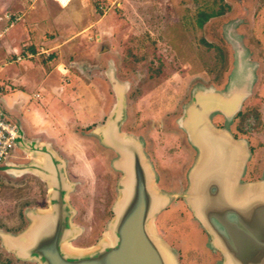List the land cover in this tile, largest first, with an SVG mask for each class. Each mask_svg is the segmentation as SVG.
<instances>
[{"label": "rangeland", "instance_id": "1", "mask_svg": "<svg viewBox=\"0 0 264 264\" xmlns=\"http://www.w3.org/2000/svg\"><path fill=\"white\" fill-rule=\"evenodd\" d=\"M76 1L59 9L58 14L70 19ZM117 1L120 5L106 2L103 10L94 3L89 11L93 19L104 13L96 29L108 32L97 49L107 47L106 57L115 60L116 75L129 83L122 130L132 129L133 136L144 142L155 173V187L169 196L168 203L154 217L153 231L178 264H220L219 251L209 246L206 232L181 198L194 150L176 119L194 85L223 88L237 52L244 54L252 64L254 78L251 92L238 112H252L256 120L251 131L235 137H244L251 150L243 179L263 176L264 0ZM20 23L0 38V44L6 36L18 37ZM72 28H77L76 24L72 23ZM14 55L7 62L2 59L0 48V106L4 117L14 122L13 115H20L31 127L29 135L51 137L56 150L69 162L66 172L73 183L70 203L75 209L71 222L77 231L67 244L72 249H86L105 233L117 194V170L101 165L100 143L87 133L109 111L113 93L109 85L103 86L97 76L90 74L86 79L89 88L74 90L69 99L71 83L62 82L59 71H49L48 63L37 62L39 57L21 55L20 60H14ZM74 58L88 60L81 62L84 71L100 64L97 56L90 59V55L80 54ZM63 61L67 63L65 57ZM28 63L37 67L23 75ZM74 69L71 67L68 78L74 74L82 76ZM47 72L50 87L47 85L40 93L42 99L32 97L37 82ZM21 77L26 81H20ZM47 94L51 96L49 102L44 100ZM62 109L66 115L58 112ZM236 114L229 123L232 132ZM213 121L217 126L224 122L218 114ZM9 157H19L15 146ZM42 193L44 187L39 180L5 172L0 165V231L19 230L24 224L20 217L22 201H32Z\"/></svg>", "mask_w": 264, "mask_h": 264}, {"label": "water", "instance_id": "2", "mask_svg": "<svg viewBox=\"0 0 264 264\" xmlns=\"http://www.w3.org/2000/svg\"><path fill=\"white\" fill-rule=\"evenodd\" d=\"M105 76L113 102L103 122L87 131L117 154L111 166L121 173L105 233L86 249L67 244L77 229L70 222L66 196L73 183L65 159L50 143L29 141L18 128L15 146L28 160L8 159L2 166L8 173L30 172L43 181L49 206L27 210V226L17 234L0 231L1 243L16 256L39 264H178L152 226L169 196L156 189L140 140L120 129L126 117L127 83L117 79L112 68ZM253 78L252 64L237 52L224 87L194 85L176 119L194 150L181 198L206 232L209 246L219 251L220 264H264V172L259 178L243 179L251 150L229 126L250 94ZM216 114L223 117L221 126L213 121Z\"/></svg>", "mask_w": 264, "mask_h": 264}, {"label": "crops", "instance_id": "3", "mask_svg": "<svg viewBox=\"0 0 264 264\" xmlns=\"http://www.w3.org/2000/svg\"><path fill=\"white\" fill-rule=\"evenodd\" d=\"M72 1L73 0H70L67 5L63 6L56 0H36L35 2L34 0H0V12L3 11V14L0 16V38H3L4 34L12 30L11 28L14 27L18 21L21 22L18 25L19 29L17 38H10L9 35L1 41L0 48L2 59H5V61L8 62L10 56L15 53L16 55L13 57L14 60H20L21 55H25L30 59H36L39 57L37 62L48 63L49 71L52 69L59 71L61 75L60 80L62 82L71 83L69 99L72 98L74 90L77 91V89L80 88L84 89V87L89 88L86 79L89 78L88 75L90 74L97 76V79H100L103 82L102 83L99 80L103 86L104 84L109 85L105 72L108 68H112L115 76L119 79L116 75L117 70L115 67V60L112 57H110V59L106 57L108 52L107 47L97 49L100 44L104 42V38L108 32L105 31V29H101L100 33V31L96 29L97 23L101 21L104 13L101 16H98V18L96 17L93 19L90 16L89 9L94 5L95 0H77L74 6H72L74 9V16L70 19L62 18L58 14L59 9L68 7ZM107 2L108 4L120 5V2L117 0H107ZM82 17L83 19L81 20ZM72 23L73 25L76 24L77 28H72ZM112 27L113 26L111 25V28ZM69 28H72V30ZM109 30L112 31L113 28ZM91 38H94V40H91ZM65 48L66 51H64ZM80 54L90 55V59L97 56L100 61L99 66H94L95 68L93 67L92 69L85 68L84 71L82 66L85 65L81 66V62L88 60L74 58ZM16 56H19L20 58L16 59ZM63 57L66 58L67 63L63 61ZM28 64L29 67L27 70L24 68L21 72L23 75L37 67V64ZM71 67H75L76 70H74L80 72L82 76L74 74L70 75L68 78L66 75L71 72ZM48 72L42 77L40 82H37L35 86L36 90L32 93V97L43 98L40 93L44 91V88L50 87L51 84ZM19 80L26 81L22 80V77ZM119 80L126 82L127 88L129 87L128 81ZM72 83H74V85ZM47 85L49 86L46 87ZM44 100L49 102L51 96L47 94L44 97ZM58 112L62 115H66L63 109ZM51 118L54 119V116H50V119ZM12 119L19 125L27 140L31 139L32 141L48 142L59 155V151L54 147L53 139L51 137H46L40 133L29 135L28 129L31 127L26 125L20 115L14 114ZM16 149L20 152L19 148L16 147ZM8 159L17 161L18 158L12 159L9 157Z\"/></svg>", "mask_w": 264, "mask_h": 264}, {"label": "flooded vegetation", "instance_id": "4", "mask_svg": "<svg viewBox=\"0 0 264 264\" xmlns=\"http://www.w3.org/2000/svg\"><path fill=\"white\" fill-rule=\"evenodd\" d=\"M128 90V88H127ZM106 114L104 115V117L101 119L100 122H103L104 118H105ZM126 120V119H125ZM124 120V121H125ZM123 121V122H124ZM123 122L121 123L120 125V129L121 131L125 132L126 134L130 135L131 137H133V130H122V125H123ZM17 127H19V125L16 123ZM21 129V128H20ZM29 141H32L31 139H28ZM140 142L142 143V147H143V141L140 140ZM99 149H100V155H101V158H102V162H101V165H106L107 167H109V165L111 166V160L117 156V154L109 147H106L102 144L99 145ZM143 150H144V147H143ZM145 153V151H144ZM145 155L147 156V154L145 153ZM59 156L62 158V159H65L63 156H61L59 154ZM109 156V157H108ZM148 158V156H147ZM28 160V155L25 154L24 152L20 151L19 152V157H18V160L19 162H27ZM148 161L150 162L149 158H148ZM3 164H1L2 166ZM69 165V162L67 161V159H65V166ZM150 165L152 167V164L150 162ZM3 167V166H2ZM110 168V167H109ZM153 169V167H152ZM154 171V169H153ZM28 175V176H33L35 179L39 180L41 182V186L43 185L44 187V193H42V195H39L40 197H38L37 199H34L32 201H26V200H23L22 201V205H21V208L22 210L20 211L21 215L20 217L23 219L24 221V224L20 227L19 230H16V231H10V230H1L3 232H7V233H10V234H17L18 232L22 231L26 226L27 224L29 223V220L28 218L26 217L25 215V212H27V210H32V209H40V210H46L48 209V199H47V193H46V187H45V184L43 181H41L38 177H36L35 175H33L32 173L30 172H24L20 175ZM121 173L120 171L117 170V178L118 179L120 177ZM70 180V179H69ZM67 204L68 206L71 208L72 210V213H71V217L72 215L74 214L75 212V209L74 207L71 205L70 201V192L67 193ZM71 217H70V222H71ZM72 224V222H71ZM1 243V242H0ZM1 247V245H0ZM2 254L3 256L0 258V264H39L35 259L33 258H21V257H18L15 255V253L13 251H10V250H7L6 248L2 247Z\"/></svg>", "mask_w": 264, "mask_h": 264}, {"label": "built area", "instance_id": "5", "mask_svg": "<svg viewBox=\"0 0 264 264\" xmlns=\"http://www.w3.org/2000/svg\"><path fill=\"white\" fill-rule=\"evenodd\" d=\"M60 5H67L70 0H56ZM107 0H95L96 7L103 10ZM16 56V59H19ZM18 133V127L15 122L8 121L4 117V112L0 108V165L9 158L12 147L15 146V139Z\"/></svg>", "mask_w": 264, "mask_h": 264}, {"label": "trees", "instance_id": "6", "mask_svg": "<svg viewBox=\"0 0 264 264\" xmlns=\"http://www.w3.org/2000/svg\"><path fill=\"white\" fill-rule=\"evenodd\" d=\"M236 124L233 128L234 136L245 135L251 131L256 120L254 113L245 111L236 114Z\"/></svg>", "mask_w": 264, "mask_h": 264}]
</instances>
